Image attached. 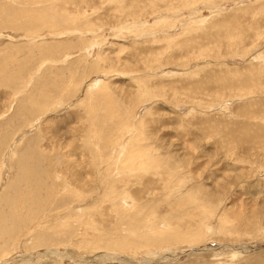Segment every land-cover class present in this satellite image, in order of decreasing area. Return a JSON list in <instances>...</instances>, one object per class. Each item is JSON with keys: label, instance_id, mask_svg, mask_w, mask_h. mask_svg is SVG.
<instances>
[{"label": "rangeland", "instance_id": "rangeland-1", "mask_svg": "<svg viewBox=\"0 0 264 264\" xmlns=\"http://www.w3.org/2000/svg\"><path fill=\"white\" fill-rule=\"evenodd\" d=\"M0 249L264 264V0H0Z\"/></svg>", "mask_w": 264, "mask_h": 264}, {"label": "bare ground", "instance_id": "bare-ground-1", "mask_svg": "<svg viewBox=\"0 0 264 264\" xmlns=\"http://www.w3.org/2000/svg\"><path fill=\"white\" fill-rule=\"evenodd\" d=\"M50 4H51V3H50ZM43 7H44V6H43ZM68 86H69V85H68ZM10 134H11V133H10ZM116 145H117V144H116ZM32 157H33V155H32ZM47 158H48V157H47ZM29 159L32 160V162H33V159H31V158H29ZM43 160H44V159H43ZM46 160H47V161H46V163H44V164H48L49 166H50V164L52 165V162H50L51 160H50V161H49V159H46ZM27 161H29V160H27ZM116 161H117V160H116ZM30 162H31V161H30ZM32 162H31V163H32ZM38 162H39V160H38ZM41 162H42V166H43V165H44V164H43V161H41ZM27 163H28V162H27ZM27 163H26V166L24 167L25 176H24V178H23V183H26V184H27L28 189H29V190H27V192L31 194V196H29L30 194H29V195H26V193H25V195L28 196L27 198H30V197H31V198L29 199V202H31V203L33 204V203H34V202H33L34 200L32 201V198H34V197H36V196H33V197H32V195H33L32 193H34L36 190H39V189L36 188V187H37V184L40 185V183H42V177H43V174L46 175L47 171H49V170H45L44 173H42V171H40V168H39V167H38L39 169L37 168V169L34 170V168H36V165H35V167L33 168V167H32L33 165H31V164H27ZM34 163H36V161H34ZM34 163H32V164H34ZM53 163H54V162H53ZM20 166H21V165H20ZM45 167H47V165H46ZM50 168H51V166H50ZM97 168H98V167H97ZM41 170H42V169H41ZM45 172H46V173H45ZM23 174H24V173H23ZM108 174H109V173H108ZM112 174H113V173H112ZM109 175H110V174H109ZM47 176H48V175H47ZM51 176H52V175H51ZM54 176H55V175H54ZM54 176H53V177H54ZM45 177H46V176H45ZM50 178H51V177H50ZM50 178H49V179H50ZM46 179H47V178H46ZM49 179H48V180H49ZM38 181H41V182L38 183ZM43 182H44V181H43ZM62 185H64V184H62ZM40 186H41V185H40ZM59 186H61V185L59 184ZM62 187H63V186H62ZM66 187H67V186H66ZM39 192H40V190L37 191V193H35V194H38ZM41 193H42V192H41ZM76 193H77V192H76ZM78 194L81 195L82 193H81V194H80V193H77V195H78ZM39 195H40V193H39ZM50 195H51V194H50ZM23 196H24V195H23ZM23 196H21V197H22L21 200H22L23 203L25 202V205H26V204H28V202H27V200H26V196H24V197H23ZM41 196H42V195H41ZM81 196H82V195H81ZM81 196H80V197H81ZM41 198H42V197H41ZM41 198H38V199L40 200ZM18 199H19V198H18ZM38 199H37V200H38ZM83 199H84V198H83ZM85 199H86V198H85ZM37 200H36V201H37ZM17 201H18V200H17ZM79 201L82 202L80 199H79ZM84 201H85V200H84ZM40 202H41V201H40ZM16 203H17V202H16ZM31 203H30V205H31ZM37 203H38V202H37ZM41 203H42V202H41ZM14 204H15V203H14ZM17 204L20 205V204H19V201H18ZM34 204H35V203H34ZM34 204H33V205H34ZM10 205H11V202H10ZM13 206H14V205H13ZM14 207H15V206H14ZM14 207H13V209H14ZM17 207H19V206H17ZM22 207H23V206H22ZM25 207H27V206H25ZM30 207L32 208V205H31ZM36 207H37V206H36ZM15 208H16V207H15ZM57 208H58V207H57ZM57 208H56V209H57ZM19 209H20V208H19ZM38 209H40V208H38ZM90 209H91V208H90ZM17 210H18V209H17ZM27 210H28V209H27ZM40 210H41V209H40ZM87 210H88V209H87ZM13 211H14V210H13ZM32 211H35V210H32ZM32 211H30L29 213H32ZM36 211H37V208H36ZM88 211H89V210H88ZM19 212H20V211H19ZM37 212H38V211H37ZM37 212H35L34 217H35V216H38V213H37ZM13 213H14V212H13ZM36 213H37V214H36ZM39 213H40V212H39ZM43 213H44V212H43ZM10 214H11V213H10ZM15 214H16V213H15ZM47 214H48V213H47ZM13 215H14V214H13ZM29 215H31V214H29ZM32 215H33V214H32ZM32 215H31V216H32ZM137 215H138V214H137ZM17 216H18V215H17ZM34 217H33V218H34ZM81 218H82V217H81ZM34 219H35V218H34ZM6 220H7V219H6ZM2 221H3V220H2ZM20 221H21V220H20ZM79 222H80V221H79ZM13 223H14V222H13ZM20 224H21V223H20ZM69 224H70V223H69ZM10 227H11V226H10ZM15 228H16V227H15ZM188 228H189V227H188ZM223 228H224V227H223ZM12 229H13V227H12ZM20 229H21V228H20ZM176 230H177V229H176ZM13 231H14V230H13ZM18 231H19V229H18ZM8 232H9V231H8ZM8 232H7V233H8ZM11 232H12V230H11ZM11 232H10V233H11ZM179 232H180V230H179ZM3 233H4V232H3ZM7 233H6V234H7ZM175 233H176V232H175ZM183 233H186V235L189 234L188 237L191 239L192 242H198V241L200 240V238L204 236V228H201L200 231H198V230H196V229H194V230L192 229V230H188V231L185 230ZM161 235H162V234H161ZM163 235H164V233H163ZM163 235H162V236H163ZM182 235H183V234H182ZM6 237H7V236H6ZM8 237H10V236H8ZM159 237H160V235H159ZM185 238H186V237H185ZM185 238H184V239H185ZM185 240H186V239H185ZM5 243H6V242H5ZM2 246H3V245H2ZM0 250H1V249H0ZM1 255H2V254H1Z\"/></svg>", "mask_w": 264, "mask_h": 264}]
</instances>
